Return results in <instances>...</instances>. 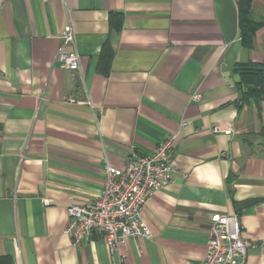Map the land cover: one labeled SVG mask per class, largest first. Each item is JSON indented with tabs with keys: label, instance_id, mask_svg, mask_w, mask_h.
<instances>
[{
	"label": "crops",
	"instance_id": "0c3cea01",
	"mask_svg": "<svg viewBox=\"0 0 264 264\" xmlns=\"http://www.w3.org/2000/svg\"><path fill=\"white\" fill-rule=\"evenodd\" d=\"M67 24L77 70L55 59ZM263 60L264 26L245 47L238 0H0V255L119 264L99 233H64L67 207L97 200L106 163L176 134L174 178L143 210L153 236L127 240V263H199L221 212L255 245L247 264H264V102L242 100L235 71Z\"/></svg>",
	"mask_w": 264,
	"mask_h": 264
},
{
	"label": "built area",
	"instance_id": "2783aa9c",
	"mask_svg": "<svg viewBox=\"0 0 264 264\" xmlns=\"http://www.w3.org/2000/svg\"><path fill=\"white\" fill-rule=\"evenodd\" d=\"M61 47L55 59L71 70L80 66L75 32L71 24L63 27ZM198 100L199 94L194 95ZM74 101V99H71ZM219 127L215 128L218 131ZM176 134L162 140L149 155L133 152L127 163H106L105 181L100 196L93 203L71 202L67 207L69 221L64 229L75 244L89 240L94 233L104 238L119 264H128L121 251L129 238L150 239L153 233L143 219V210L156 190L174 178L171 151ZM48 204V198H43ZM255 245L243 238L237 213L215 212L209 217V239L206 254L197 264H247L248 251Z\"/></svg>",
	"mask_w": 264,
	"mask_h": 264
},
{
	"label": "trees",
	"instance_id": "16d2710c",
	"mask_svg": "<svg viewBox=\"0 0 264 264\" xmlns=\"http://www.w3.org/2000/svg\"><path fill=\"white\" fill-rule=\"evenodd\" d=\"M252 3L253 0H238L241 42L247 48L253 46L257 30L264 26V17L259 19L253 17ZM235 71L241 78L240 87H246L242 92V100L253 99L260 112L261 103L264 102V60L239 62L235 66ZM0 264H14V260L10 255H0Z\"/></svg>",
	"mask_w": 264,
	"mask_h": 264
},
{
	"label": "rangeland",
	"instance_id": "374dc122",
	"mask_svg": "<svg viewBox=\"0 0 264 264\" xmlns=\"http://www.w3.org/2000/svg\"><path fill=\"white\" fill-rule=\"evenodd\" d=\"M219 129H220V128H219ZM219 129H218V130H219Z\"/></svg>",
	"mask_w": 264,
	"mask_h": 264
}]
</instances>
